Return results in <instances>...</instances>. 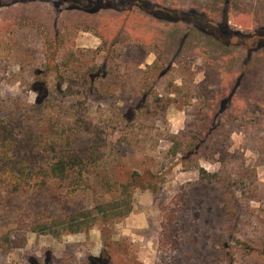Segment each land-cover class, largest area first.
Instances as JSON below:
<instances>
[{
  "label": "rangeland",
  "instance_id": "374dc122",
  "mask_svg": "<svg viewBox=\"0 0 264 264\" xmlns=\"http://www.w3.org/2000/svg\"><path fill=\"white\" fill-rule=\"evenodd\" d=\"M110 1L92 15L69 9L93 0H0V163L23 160L29 173L33 157L59 151L88 162L77 191L60 189L64 208L36 186L15 192L19 175L0 170V264L103 253L111 264H264V49L249 36L264 26V0ZM154 6L178 19L143 11ZM226 22L227 49L209 29ZM56 23L74 29L62 31L52 69ZM106 39L120 59L101 79ZM40 79L50 85L41 107ZM120 184L131 192L125 219L77 234L31 229L114 199Z\"/></svg>",
  "mask_w": 264,
  "mask_h": 264
},
{
  "label": "trees",
  "instance_id": "16d2710c",
  "mask_svg": "<svg viewBox=\"0 0 264 264\" xmlns=\"http://www.w3.org/2000/svg\"><path fill=\"white\" fill-rule=\"evenodd\" d=\"M25 3L26 2H21V4ZM113 4L114 3L110 0H93V2L84 4H73L70 6L69 10L73 9L82 13L95 15L101 10L114 9ZM159 12L161 11L159 10ZM167 15L174 17L175 12H169ZM66 28L74 29V27L71 25H66ZM66 28L65 26H59L58 23H56L54 29L52 30L53 35L50 37L52 50L51 55L49 56V64H51L52 69H57L59 43L64 41V35H62V31H64ZM209 29L211 30L210 35L214 36L215 39L220 40V36L225 37L224 29L222 27L209 26ZM44 33L45 35H48V31H45V29ZM232 35V32L228 29L227 36L232 37ZM118 42L116 41L109 43L108 39H106L102 46L98 48L99 54L103 57V64L98 70V77L100 76L101 79L108 78L109 76V78H111L114 76L113 65L115 64L116 56L118 59H120V56L114 53L116 50V45L119 44ZM41 74V72H38V75L41 76ZM96 76L97 75L93 74L89 76L91 83L93 82V78ZM58 86L61 88L62 82L58 83ZM33 91L37 95V106L41 107L47 103L50 94V85L48 84L47 80L40 79L34 82ZM142 103L143 102H139L137 105H135V109L128 112V119H132L135 116L136 111L144 107ZM8 139V136H4V141H7ZM34 151L37 155L41 156V152L39 150ZM171 151L173 155L176 156L179 155V153H184L183 150H181V147L177 146H173ZM59 153L55 161L47 162L42 158L33 157V160L31 161L32 165H30L32 169L29 173H26L27 162L23 160L8 161L3 159L0 163V170L8 169L12 172L11 174L19 175L18 179L14 182L15 192L23 191L26 186H36L39 191H45L44 193L47 194V198L50 199L52 203H58L62 206V208H64L66 201L65 198L61 196L62 192L65 193L64 189L67 190L68 187H72L73 191H77L78 187L82 184L81 182L84 181L85 176L82 173L83 170L88 171V162H85L86 160L84 161L77 154L69 155L64 154L61 151H59ZM78 163L83 165L80 174H73L74 168H76L75 166L79 165ZM135 178L140 179L138 176H135ZM3 179L6 181L8 178ZM94 188H96V185ZM60 189L63 191L61 192ZM119 189V194L118 196L113 197L114 199L104 200L103 202L97 203L93 208L89 209L74 210L69 212L64 210L65 213L59 214L58 217L53 218L52 220L32 222L31 229H33L34 232L39 233H54L52 231H58L60 234L59 231L60 228H62L65 232L77 234L89 230L98 224L104 225L108 222H113L114 220L116 221L125 219L132 211L131 192L129 190V185L120 184ZM31 219L34 221V218L31 217ZM88 264H111V257L107 253H103L99 257H89Z\"/></svg>",
  "mask_w": 264,
  "mask_h": 264
},
{
  "label": "flooded vegetation",
  "instance_id": "af4514ba",
  "mask_svg": "<svg viewBox=\"0 0 264 264\" xmlns=\"http://www.w3.org/2000/svg\"><path fill=\"white\" fill-rule=\"evenodd\" d=\"M144 5H145L146 9H149L150 5H147V4H144ZM134 7H136V5H134L133 8ZM139 8L142 10L141 7H139ZM124 10H126V9H124ZM159 10L161 12H159ZM144 12L149 13L150 15L154 16L155 18H157L159 20L160 19H162V20H171V19L172 20H174V19L177 20L178 19V17L173 18V17H171L169 15H166L165 12H167V14H168L169 11L165 7L154 6V7L151 8V10H144ZM164 14L166 16H164ZM184 20H185V18H184ZM221 27L224 29V36H226V39L223 41V45H224L225 49H227L229 47V45L231 44V41H230V37L231 36L230 37L227 36V30L229 29L231 31V29L229 28L227 22L224 23V24L222 23ZM238 33L239 32H236L235 36H238L239 35ZM210 34H211V32H210ZM252 35H254V37L258 39L257 43L259 45V48L260 49H264V26H260V28L258 30H256V32L254 34H250L249 36H252ZM239 37H241V36H239Z\"/></svg>",
  "mask_w": 264,
  "mask_h": 264
}]
</instances>
